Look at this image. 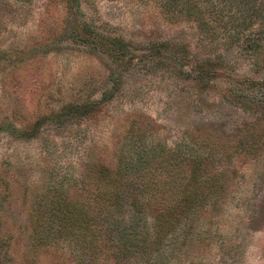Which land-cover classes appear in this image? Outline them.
Wrapping results in <instances>:
<instances>
[{"label": "rangeland", "instance_id": "rangeland-1", "mask_svg": "<svg viewBox=\"0 0 264 264\" xmlns=\"http://www.w3.org/2000/svg\"><path fill=\"white\" fill-rule=\"evenodd\" d=\"M201 1L213 33L160 0H0V264H264V0ZM55 188L97 224L36 248Z\"/></svg>", "mask_w": 264, "mask_h": 264}, {"label": "trees", "instance_id": "trees-1", "mask_svg": "<svg viewBox=\"0 0 264 264\" xmlns=\"http://www.w3.org/2000/svg\"><path fill=\"white\" fill-rule=\"evenodd\" d=\"M69 1H71V6L73 7L75 3H77V0H69ZM224 1L226 4L225 5L223 4V7H221L220 11L226 9L225 6L227 5H228L227 8L229 10L237 9V6L234 7V3L232 0H224ZM198 2L200 3V5L198 4ZM160 5H162L163 14L168 16L169 19H174L179 16L188 18L189 20L193 19L197 22V25L201 27V30H205L207 31V33L208 32L213 33L210 22L205 18L206 10L201 0H160ZM211 7H213L212 10L219 9V7L213 5V1H211ZM247 8L249 9V6H247ZM85 27L86 24H82L81 31L85 32L86 30ZM84 108L85 107H82L80 109L76 108V109L82 115L85 116L89 115L92 109L91 110L87 109L85 111ZM198 166H196V169H198ZM194 174L195 173H192L191 177L187 181V189L194 188L198 185V180ZM97 175L100 180L107 178L109 182L113 181L111 180L110 171L108 170L100 169ZM47 199H51L48 205L45 203ZM65 199H66V194L56 188L47 191V193H44L39 198L36 208L37 211L35 214H33L31 219V225L33 228V242H35L36 248L42 245L41 243L43 244L48 243L51 242L53 239L57 240L58 238L65 239L70 235L71 236L75 235L77 239H80L85 236L84 233L87 230L92 231L91 228L93 227V225L97 224L93 216L84 214L83 211H81L80 208H77L74 203L66 202ZM183 199L185 201H188V196L185 195ZM190 201L193 200L190 199ZM103 203H104L103 207L109 208L108 206H106L107 204H109V201L105 200L103 201ZM107 208H103V210ZM130 208L137 215L141 214L140 205L138 204V202H134V201L131 202ZM166 216H167V211L165 212L164 210L161 214H158L154 220L153 229H154V234L158 236L157 238H159V236H161L163 233L167 232ZM123 222L125 228L129 226L128 222L126 221ZM121 224L122 223L120 222L119 225L117 226L120 227ZM131 229L134 230V227L133 228L131 227ZM53 230L55 232H53ZM108 230L112 231L113 229L110 228ZM136 232L137 230H134V232L131 234V237H133V235ZM138 243H142L143 245L140 246V248L146 246V241H144V236L141 238V240L137 239V237L135 236L134 238L131 239L128 245L132 247H138L137 246Z\"/></svg>", "mask_w": 264, "mask_h": 264}]
</instances>
